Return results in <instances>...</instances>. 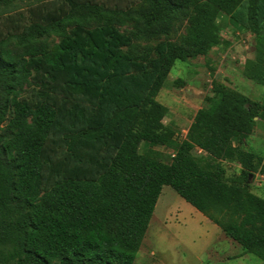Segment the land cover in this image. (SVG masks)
Masks as SVG:
<instances>
[{"label":"trees","instance_id":"obj_1","mask_svg":"<svg viewBox=\"0 0 264 264\" xmlns=\"http://www.w3.org/2000/svg\"><path fill=\"white\" fill-rule=\"evenodd\" d=\"M111 4L31 0L33 21L10 17L21 31L0 38V264H132L165 185L264 262V199L249 188L251 176L264 177V156L243 147L254 103L213 81L168 162L139 152L171 143L155 97L176 60L220 43V13L254 34L244 76L264 84V0ZM184 18L188 47L167 38ZM49 35L60 40L46 52ZM160 36L147 61L122 49ZM222 160L236 161L239 175L225 179Z\"/></svg>","mask_w":264,"mask_h":264},{"label":"rangeland","instance_id":"obj_2","mask_svg":"<svg viewBox=\"0 0 264 264\" xmlns=\"http://www.w3.org/2000/svg\"><path fill=\"white\" fill-rule=\"evenodd\" d=\"M121 3L123 7L135 0H109ZM31 0H11L7 5L0 2V38L9 33H19L23 25L33 21ZM36 5V3L34 2ZM113 7V6H112ZM34 14V11H33ZM9 17V18H8ZM10 17L22 19L20 26L14 27ZM113 25L125 34L134 31L129 21L120 23L111 19ZM100 25V22L91 26ZM188 18L178 20L167 38L182 47H188L186 39L189 29ZM220 43L205 54H195L185 60H176L170 68L163 87L155 99L166 108L162 123L173 131L171 143L165 146H149L141 143L140 153L152 150L159 158L168 162L173 149L186 136L187 129L197 112L206 105V98L213 96V81L227 89L244 95L254 103L256 110L255 126L245 141L244 148L264 156V84L244 76L248 60L254 59V34L232 22L227 14L220 13L216 18ZM71 27H67V33ZM60 40V36L49 35L40 43L49 52ZM165 40V36L147 40L132 39L123 51L137 59L147 61L155 57V45ZM8 48L13 54H21L24 49L16 48L15 42ZM182 80L179 85L177 81ZM247 106V105H246ZM233 140V145H236ZM193 148L196 157L204 153ZM225 168V179L237 177L241 167L236 162L219 161ZM250 190L264 199V177L254 174L249 179ZM155 204L146 233L140 243L132 264H264L253 254L245 253L241 246L227 237L223 231L193 206L180 197L170 186H163Z\"/></svg>","mask_w":264,"mask_h":264},{"label":"crops","instance_id":"obj_3","mask_svg":"<svg viewBox=\"0 0 264 264\" xmlns=\"http://www.w3.org/2000/svg\"><path fill=\"white\" fill-rule=\"evenodd\" d=\"M202 152V151H201Z\"/></svg>","mask_w":264,"mask_h":264},{"label":"water","instance_id":"obj_4","mask_svg":"<svg viewBox=\"0 0 264 264\" xmlns=\"http://www.w3.org/2000/svg\"><path fill=\"white\" fill-rule=\"evenodd\" d=\"M247 107V106H246Z\"/></svg>","mask_w":264,"mask_h":264}]
</instances>
